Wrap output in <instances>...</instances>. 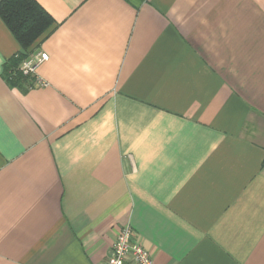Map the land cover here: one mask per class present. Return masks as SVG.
Instances as JSON below:
<instances>
[{
	"label": "crops",
	"instance_id": "0c3cea01",
	"mask_svg": "<svg viewBox=\"0 0 264 264\" xmlns=\"http://www.w3.org/2000/svg\"><path fill=\"white\" fill-rule=\"evenodd\" d=\"M36 1L28 49L0 16V264H105L127 225L155 264H264V0Z\"/></svg>",
	"mask_w": 264,
	"mask_h": 264
},
{
	"label": "trees",
	"instance_id": "16d2710c",
	"mask_svg": "<svg viewBox=\"0 0 264 264\" xmlns=\"http://www.w3.org/2000/svg\"><path fill=\"white\" fill-rule=\"evenodd\" d=\"M0 16L25 49H28L52 25V18L36 0H2ZM27 56L19 54L6 66V78L10 82L22 84L30 82V85L33 82L31 77L23 75L18 70L19 64Z\"/></svg>",
	"mask_w": 264,
	"mask_h": 264
},
{
	"label": "built area",
	"instance_id": "2783aa9c",
	"mask_svg": "<svg viewBox=\"0 0 264 264\" xmlns=\"http://www.w3.org/2000/svg\"><path fill=\"white\" fill-rule=\"evenodd\" d=\"M47 52L41 51L28 55L19 65L18 70L25 76L33 77V84L44 85L46 82L38 76L39 67L49 59ZM105 264H155L153 255L142 245L134 229L127 225L122 228L112 249V254Z\"/></svg>",
	"mask_w": 264,
	"mask_h": 264
}]
</instances>
